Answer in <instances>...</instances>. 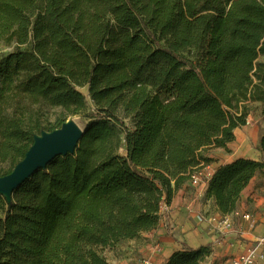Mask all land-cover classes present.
I'll return each mask as SVG.
<instances>
[{
    "label": "trees",
    "instance_id": "trees-1",
    "mask_svg": "<svg viewBox=\"0 0 264 264\" xmlns=\"http://www.w3.org/2000/svg\"><path fill=\"white\" fill-rule=\"evenodd\" d=\"M0 43L15 45L0 58V177L36 135L91 120L74 155L36 172L11 203L0 194V264H109L107 249L158 227L209 151H228L246 103L264 104V0H0ZM262 168L220 167L207 197L232 214Z\"/></svg>",
    "mask_w": 264,
    "mask_h": 264
},
{
    "label": "crops",
    "instance_id": "crops-1",
    "mask_svg": "<svg viewBox=\"0 0 264 264\" xmlns=\"http://www.w3.org/2000/svg\"><path fill=\"white\" fill-rule=\"evenodd\" d=\"M260 60L264 62V56ZM246 106L249 108L247 125L235 130V140L228 145V151L214 149L207 153L214 172L238 159L264 162L260 149L264 104L247 102ZM208 187L209 181L198 186L187 182L177 191L172 203L162 208L158 227L107 249L104 255L108 263L166 264L176 252L201 247L211 250L203 264H229L251 248L264 254V244L258 243L264 238V168L255 174L241 194L236 211L230 215L221 214L215 200L207 197ZM201 214L215 216L219 221L200 222ZM246 215H250V219H246Z\"/></svg>",
    "mask_w": 264,
    "mask_h": 264
},
{
    "label": "water",
    "instance_id": "water-1",
    "mask_svg": "<svg viewBox=\"0 0 264 264\" xmlns=\"http://www.w3.org/2000/svg\"><path fill=\"white\" fill-rule=\"evenodd\" d=\"M86 131L87 128H81L70 117L61 128L36 135L32 146L13 171L0 177V194L11 203L14 192L36 172L47 169L58 157L74 155Z\"/></svg>",
    "mask_w": 264,
    "mask_h": 264
},
{
    "label": "built area",
    "instance_id": "built-area-1",
    "mask_svg": "<svg viewBox=\"0 0 264 264\" xmlns=\"http://www.w3.org/2000/svg\"><path fill=\"white\" fill-rule=\"evenodd\" d=\"M213 173L214 171L211 167V164L204 166L192 174L190 183L192 186L201 185L203 182L210 181L213 176ZM198 218L200 222L209 221L216 223L219 221L215 216H207V214H201ZM245 218L250 219V215H246ZM171 226L173 228L175 227L174 224H172ZM258 243L264 244V238L258 240ZM261 261H264V254L260 253L256 248H251L245 254L233 258L229 264H258Z\"/></svg>",
    "mask_w": 264,
    "mask_h": 264
},
{
    "label": "rangeland",
    "instance_id": "rangeland-1",
    "mask_svg": "<svg viewBox=\"0 0 264 264\" xmlns=\"http://www.w3.org/2000/svg\"><path fill=\"white\" fill-rule=\"evenodd\" d=\"M15 50V45H4L3 43H0V58L13 52ZM195 55V52L193 51L192 52V56L191 59L192 60H197V57L196 56H193ZM82 92L84 93V95L87 96V101L89 103L90 106H92V102L88 96V90L87 88H84L82 90ZM60 112L58 110H56L55 112H52L49 114V118L52 122H55L56 118L59 116ZM69 119V118H68ZM73 119L75 120V122L81 127V128H87L89 123L91 122V120L89 119H86L82 116H74ZM253 122V121H252ZM251 122V123H252ZM121 155L125 156L126 155V150L125 149H122L120 150L119 152ZM9 169V164L8 163H4L1 165V170L2 172L3 171H8Z\"/></svg>",
    "mask_w": 264,
    "mask_h": 264
}]
</instances>
